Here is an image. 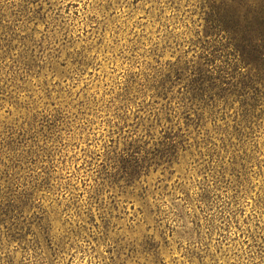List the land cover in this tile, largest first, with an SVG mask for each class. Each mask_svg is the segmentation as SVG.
I'll return each mask as SVG.
<instances>
[{"label":"rangeland","instance_id":"rangeland-1","mask_svg":"<svg viewBox=\"0 0 264 264\" xmlns=\"http://www.w3.org/2000/svg\"><path fill=\"white\" fill-rule=\"evenodd\" d=\"M206 23L0 0V264H264V98Z\"/></svg>","mask_w":264,"mask_h":264},{"label":"trees","instance_id":"trees-1","mask_svg":"<svg viewBox=\"0 0 264 264\" xmlns=\"http://www.w3.org/2000/svg\"><path fill=\"white\" fill-rule=\"evenodd\" d=\"M207 28L215 33L229 53L237 89L252 100L264 98V0H201ZM236 71V70H234Z\"/></svg>","mask_w":264,"mask_h":264},{"label":"snow or ice","instance_id":"snow-or-ice-1","mask_svg":"<svg viewBox=\"0 0 264 264\" xmlns=\"http://www.w3.org/2000/svg\"><path fill=\"white\" fill-rule=\"evenodd\" d=\"M114 3L116 4H121L123 2V0H113ZM141 3H145V0H141ZM150 6V5H149ZM141 51H143V48H141ZM161 56L164 55V52L162 51L160 53ZM181 56V53L179 51H176L175 49H173L169 54H168V59H171L173 61H175L176 59H178ZM146 223V222H145Z\"/></svg>","mask_w":264,"mask_h":264}]
</instances>
